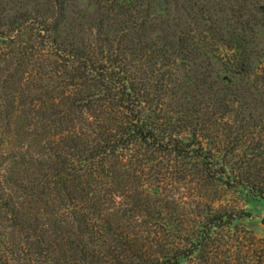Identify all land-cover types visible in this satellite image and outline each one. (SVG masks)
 I'll use <instances>...</instances> for the list:
<instances>
[{
    "label": "trees",
    "instance_id": "1",
    "mask_svg": "<svg viewBox=\"0 0 264 264\" xmlns=\"http://www.w3.org/2000/svg\"><path fill=\"white\" fill-rule=\"evenodd\" d=\"M70 2L46 0L39 20L25 6L34 46L0 32V264H264V234L229 232L240 210L214 209L191 234L134 220L160 217L177 175L264 201V140L245 138L264 132V0H222L226 30L204 0H164L175 33L160 42L144 32L151 0H100L75 33ZM170 56L184 76L204 59L233 81L165 116L151 78Z\"/></svg>",
    "mask_w": 264,
    "mask_h": 264
},
{
    "label": "rangeland",
    "instance_id": "2",
    "mask_svg": "<svg viewBox=\"0 0 264 264\" xmlns=\"http://www.w3.org/2000/svg\"><path fill=\"white\" fill-rule=\"evenodd\" d=\"M70 1L68 14L75 20V24L72 26L73 33L76 32L77 26L80 25L78 23L92 21L96 17L98 5L101 8L104 6V3L100 4V0ZM203 4L206 5L209 14L217 18V21L221 24V28L228 29L226 27L228 15L222 0H204ZM26 5L31 9L33 8L34 14L31 13L32 17L35 20H39V14L46 7V0H0V32H3L4 36L8 39L12 38V40L18 43L23 42L28 46H34L37 42L40 43L38 37L44 35L34 30L32 25L25 26L24 23L20 25L23 22L21 15L26 11ZM150 7L152 10V20L144 31L147 38L155 40L156 38L165 39L167 37L169 40L172 39L175 33V29L172 27L173 22L165 16V9L170 8V6H166L164 0H151ZM261 10L264 11V4L261 6ZM103 11L104 9L100 12ZM112 18L113 16L110 15L106 20V29L111 27ZM165 21H169L170 23L169 26L171 27L167 26L168 29L165 26ZM17 26L20 27L18 30ZM257 32H259L258 41L264 46V29H260ZM156 42L160 41L156 39ZM175 60L170 56V58L161 61L160 66L154 68L155 71L151 78L153 80L151 81L152 84H154V81H157L163 88L162 92H164L165 99L162 110L165 116H169L180 109L179 105L185 99L190 102H209L208 86L212 83H216L213 87L215 90L220 89L226 81H233L229 74L224 73L221 66L214 64L208 68L203 61L204 59L198 61L195 67H192V63L190 65L184 62V69L186 70V76H184L181 74L183 72L181 63ZM169 86L174 88L173 93L175 92L177 96L172 95L173 93L170 94L168 91L170 89ZM235 131L236 125H233L227 134L232 138ZM249 131V135L245 138L264 140V132L257 134L258 129L254 127L249 129ZM243 149L242 147L239 150L244 151ZM231 160L236 161L237 158H231ZM230 165L231 163L228 164L229 167H231ZM228 171H230L229 168ZM235 173H242V169H234L233 175ZM178 177L177 175L174 178L165 180V186L162 190L158 191L160 198L163 200V202H158L156 206L160 217L149 219L135 215L134 220L139 222H155L158 220L160 223L171 226H187L190 227L188 232L191 234L190 230H192V227L202 224L214 209L229 212L240 210L244 213V217L240 220L232 221L229 232L240 234L241 231H245L257 237L264 234V201L255 193L242 188H223L218 184H212L205 188L197 186L194 183L189 184L187 183L188 180H181ZM214 196L217 200L211 204ZM203 198H207L208 200ZM151 203L149 199V206Z\"/></svg>",
    "mask_w": 264,
    "mask_h": 264
}]
</instances>
